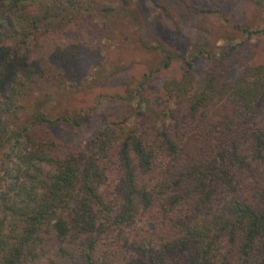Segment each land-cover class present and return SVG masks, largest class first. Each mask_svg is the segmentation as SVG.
I'll return each mask as SVG.
<instances>
[{
    "label": "trees",
    "instance_id": "1",
    "mask_svg": "<svg viewBox=\"0 0 264 264\" xmlns=\"http://www.w3.org/2000/svg\"><path fill=\"white\" fill-rule=\"evenodd\" d=\"M76 4L0 0V264H264V64L196 85L193 57L164 50L185 61L165 113L64 153L52 128L82 113L30 115L31 96L71 56L51 41Z\"/></svg>",
    "mask_w": 264,
    "mask_h": 264
},
{
    "label": "rangeland",
    "instance_id": "2",
    "mask_svg": "<svg viewBox=\"0 0 264 264\" xmlns=\"http://www.w3.org/2000/svg\"><path fill=\"white\" fill-rule=\"evenodd\" d=\"M77 1L58 22L51 41L69 48L71 56L62 72L31 96L41 100L30 115L82 113L81 126L60 123L52 128L64 153L88 150L89 142L113 122L132 128L148 104L165 113L164 84L183 76L185 61L177 56L164 66V50L193 57L196 85L220 61L226 63L229 81L248 65L264 64V33L244 31L264 30V0L198 3L211 12L186 0Z\"/></svg>",
    "mask_w": 264,
    "mask_h": 264
}]
</instances>
